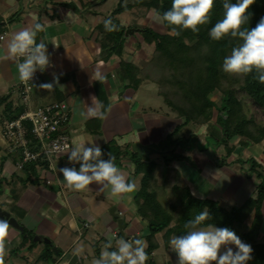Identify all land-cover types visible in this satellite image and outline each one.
Listing matches in <instances>:
<instances>
[{
  "label": "crops",
  "instance_id": "obj_1",
  "mask_svg": "<svg viewBox=\"0 0 264 264\" xmlns=\"http://www.w3.org/2000/svg\"><path fill=\"white\" fill-rule=\"evenodd\" d=\"M117 1L0 0V28L2 29L0 56L5 54L7 41L14 32L37 21L45 25L44 31L38 33L36 39L37 43L41 40L47 43L50 65L44 71H37L38 78L32 84L29 93V105L36 107L64 101L69 114L66 133L69 136L70 146L83 140L88 143L93 142L101 149L106 148L110 151V146L114 145L121 153L115 158L117 167L126 174L130 182L136 184V190L133 193L124 194V197L117 202L108 196L107 190L100 191L95 183L82 191H74L62 183L59 168L72 166L79 169V165L69 163L68 158L66 162H62V156L55 157L49 163L44 162L45 166L35 165L27 173L22 169L18 171L19 169L13 165L18 153L9 150L0 134V210L12 217L22 227V231L25 230L31 236L38 235L48 239L50 247L53 246L52 249L58 253L57 256L47 255L44 247L47 244L34 242L36 244L30 245L29 240L25 238L26 234L11 227L5 239L4 264H21L29 260L32 264H48L49 262L56 264L64 258L63 264H69L72 255L76 257L77 263L81 264L78 255L83 252L77 251L81 245H83V251L89 249L92 256L99 258L108 238L113 240V249L110 250L115 249L118 236L126 240L143 239L146 234V222L136 214L133 200L139 188L141 176V174H134L136 160L151 162L156 159V153L160 154L161 165L163 164V167L169 171L167 177L169 187L171 188L175 181L180 179L190 194L200 199L209 195L208 188L210 189L215 178L223 172L222 163L215 164V161H218L216 155L220 151L222 153L219 147L218 152L216 151L212 156V151L207 148L201 152L185 146L179 148V142L174 147V152L183 158L172 160L167 164L163 163L164 151L158 152L151 149V142L163 140L164 135L170 132L179 120L164 103L169 112H166L162 118L150 107H141L136 94L144 87L150 95L152 90L153 95H159L155 84L142 82L136 89H132L124 86L116 76L120 59L137 64L140 60L149 58L152 45L139 42L138 37L133 38L131 28L127 29V34L123 36L125 42L120 57L115 55L104 57L105 55L100 51L96 27L114 8ZM115 17L122 26L135 22V18H131L129 11H124ZM135 23L140 25L137 21ZM147 48H150V51L145 53L143 49ZM142 52L145 53L143 57ZM19 61L22 62L23 58H19ZM96 71L102 72L103 80H97ZM54 75L58 78L59 84L54 85L52 90L39 87L42 83H51ZM18 81L17 59L0 60V97L5 98L4 102H0V129L1 124L5 122L3 114L7 113L4 109L5 104L9 106V111L21 106L15 88ZM92 96L97 97L99 101L100 97L106 101L103 119L85 120L80 116L85 106H91L90 97ZM168 115H170L169 118ZM187 128L192 127L188 126L182 131L184 137H188L192 132ZM216 136H219L218 131ZM197 142L200 144L199 139ZM133 144L144 147L145 153L139 154L132 151ZM200 145L204 146V144ZM233 152L234 149L225 158V162L229 163L236 159ZM186 154L191 156V162L195 164V167H191L186 162ZM105 158L107 159L108 156ZM155 165L152 169L153 175L156 173V168H159V164ZM150 188L155 192L157 189L162 190L155 177L150 182ZM254 195L255 190L250 197ZM217 197L218 200H209L220 201L219 203L225 208L237 206L244 201L237 203L233 196L225 192H219ZM263 207L264 200L261 206L264 218ZM117 220L121 221L122 227ZM261 232L264 233V220L260 225L259 236ZM161 237V233L157 235L159 245L151 254L154 264H156V251L167 250V240ZM31 242H33L32 239ZM12 255L15 260L13 262L9 261ZM83 258L87 256L83 255ZM168 262L165 261L163 264H169Z\"/></svg>",
  "mask_w": 264,
  "mask_h": 264
},
{
  "label": "trees",
  "instance_id": "obj_2",
  "mask_svg": "<svg viewBox=\"0 0 264 264\" xmlns=\"http://www.w3.org/2000/svg\"><path fill=\"white\" fill-rule=\"evenodd\" d=\"M223 2L224 0H214L213 8L209 13V22L200 25L198 33L183 30L179 36H176L171 33L168 26L161 23L163 32H158L147 26L137 25L134 21L122 26L115 17L124 11H129L131 18H141L148 12H153V9L162 14L170 10L172 0H118L116 6L103 20L111 18L119 30L106 31L102 20L96 27V38L104 57L109 55L120 57L125 42L123 36L127 29L132 28L133 34H138L139 42L152 45V51L146 60H140L137 64L119 60L116 73L118 80L132 89H136L142 82H150L157 86L163 103L179 120L163 140H167L172 146L176 145L185 139L196 137L194 133H189L188 137L182 135L187 125L201 126L205 128L203 135L212 137L215 147L219 146L226 158L234 149V145L229 143L232 137L237 138L236 142L240 148H247L264 140V124L256 125L246 117L236 96L238 91L243 92L264 115V84L253 79L254 74L244 76L222 71L224 58L231 54L233 47L241 43L238 38L230 36L219 41L209 36L210 29L223 18ZM231 2L235 3L236 0ZM246 15L249 19L247 24L242 25V29L247 27L251 30L264 17V0H255ZM211 95H216L217 99L214 101ZM4 99L0 97V102H4ZM100 102L104 107L106 106V101L101 97ZM4 109L7 111L3 114L5 122L17 118L22 112L21 106L9 111V106L5 104ZM210 123L217 125L219 136L209 129ZM23 125L25 136L29 144L33 145L29 124L23 122ZM102 151L104 153L102 159H106L108 153L114 158L121 154L119 150L114 153L105 148ZM167 152H170V159L164 157V164L169 160L183 158L174 152L173 147ZM262 152L264 154V149ZM225 158L221 163L225 162ZM232 162L245 165L242 169L246 177L254 176L258 182L255 185L254 197L246 198L237 206L225 208L218 201L193 197L180 179L171 186V195L165 196V206L162 205L156 197V192L150 188L154 164L151 165L148 161H135L134 174L141 176L133 200L136 214L146 222V234L143 236V240L147 242L146 252L149 255L146 264H154L151 254L158 248V234L161 233L166 240L170 236L186 234L188 229L185 224L205 208L211 218L204 223V226L212 224L218 228H230L242 242L251 246L252 259L248 264H264V242L259 237L262 223L261 206L264 200V165L253 156H248L244 160L235 159L230 163ZM35 165L45 166V163H28L22 167V170L27 173ZM247 220L248 224H245ZM22 234H26L25 238L29 240L30 245L36 244L31 242V235L29 236L25 230ZM44 247L46 254L52 255L49 251L50 245Z\"/></svg>",
  "mask_w": 264,
  "mask_h": 264
},
{
  "label": "clouds",
  "instance_id": "obj_3",
  "mask_svg": "<svg viewBox=\"0 0 264 264\" xmlns=\"http://www.w3.org/2000/svg\"><path fill=\"white\" fill-rule=\"evenodd\" d=\"M255 0H231L223 2V18L210 29L211 39L219 41L226 36L238 38L241 43L231 50V54L224 58L222 71L227 74L249 75L264 84V17L257 25L249 30L242 29L247 24L248 9ZM214 5V0H172L171 8L164 13L153 9L154 19L170 28L173 35L179 36L183 30L199 32V26L209 22V13ZM103 24L108 32L118 31V26L111 18L104 19ZM45 25L34 22L30 26L14 32L7 41L6 52L0 60L17 59L18 78L22 82L32 81L34 74L44 71L50 65V56L47 52V43L41 40L37 43L38 33L44 31ZM19 58H23L20 62ZM97 80H103L102 72L96 71ZM59 80L54 75L51 83H42L41 89L52 90L58 85ZM91 106H85L80 116L103 119L104 105L95 96L90 97ZM68 161L78 164L76 167H62L58 169L62 176V183L74 191H82L95 183L100 191L107 190L108 196L117 202L124 194L136 190L135 182H130L124 172L117 167L115 158L108 154V159L97 144L81 140L72 146H65ZM195 195V193H193ZM130 200L131 197L129 196ZM208 210L205 208L189 220L185 227L186 234L173 236L170 239L171 250L177 256V264H248L252 259V248L244 243L230 228H218L212 224L204 223L210 220ZM11 225L7 219H0V264H4L6 253L5 239L9 235ZM234 246V249H233ZM147 242L143 239H123L116 241L113 249V240L108 238L103 246L99 258L93 264H146L149 255L146 252ZM83 245L77 251L83 252Z\"/></svg>",
  "mask_w": 264,
  "mask_h": 264
},
{
  "label": "rangeland",
  "instance_id": "obj_4",
  "mask_svg": "<svg viewBox=\"0 0 264 264\" xmlns=\"http://www.w3.org/2000/svg\"><path fill=\"white\" fill-rule=\"evenodd\" d=\"M116 6V4L114 5ZM155 14H153V12H148L146 14L145 17H141V18H135V22L137 21L138 24L142 25V26H147L150 27L151 29L157 30L158 32H163V29L160 25V23H158L155 19ZM127 19V18H126ZM125 20V18H124ZM133 38L138 37L137 33H134ZM137 39V38H136ZM143 51L145 53H148L150 51V48L147 49H143ZM144 52L141 53V56H144ZM153 90L151 91V95L149 94V91L147 89H145L144 87H142L138 93L136 94V98L139 99L140 103H141V107L142 108H148L150 107V109L154 110L160 118L164 117V114L166 112H169L168 108L163 104L162 99L160 98V96L158 94L153 95ZM237 98L239 99L244 114L246 117L250 118L254 124L256 125H263L264 124V115L261 112V110L258 108L257 105H255L250 99L249 97H247L243 92L238 91L237 92ZM214 101L217 99L216 95H211L210 96ZM170 117V115H168V118ZM188 127V125L186 126ZM185 127V128H186ZM192 128H187L190 129V131H192L191 133H194L196 135L195 138H190L183 140L182 142L179 143V148H183V146H185L186 148H192V150L195 151H199L201 152L203 149L207 150H211L212 151V156L214 155V153H216V151L218 152V147H215V143L213 142V138L212 137H207L205 135H203V132H205V128L203 127H193V126H189ZM209 129H211V131H213L214 133L217 132L218 127L217 125L210 123L209 125ZM171 131V130H170ZM167 134L164 135V137ZM199 139L200 144H204V146H201L197 140ZM237 138L236 137H232L230 139L231 144L234 145V158L236 159H246L248 156H253L254 158H256V160L261 163L262 165H264V154H263V149H264V140H262L259 144L247 147V148H240L236 142ZM176 145H171L167 140H161V141H152L151 142V149L154 151H158L161 152L164 150V156L167 159H170V152H167L168 150H171L172 147L174 148ZM111 151H113L114 153L116 152L117 148L114 145L110 146ZM221 149V148H220ZM222 150V149H221ZM220 151V150H219ZM163 154V153H162ZM62 156L61 161L62 162H66L67 161V154H62L60 155ZM60 156H55V157H60ZM187 157L186 162L191 166V167H195V164H193L191 162V156L189 154L185 155ZM54 156L50 157V161L53 160L55 158ZM156 159H153V157H149L150 159H153V161H151V165L152 164H156L155 166H158L157 164H159V168H156V173L155 175L154 172L151 173V178H156V180L158 181V185L160 188H162V190L157 189L156 190V197L158 199V201H160V203L162 205L165 206V199H166V195H171V189L169 187V179L167 178L169 175V171L167 170L166 167H163V164L161 165L160 160H161V155L157 154L155 155ZM216 158L218 161H215L216 165H219L220 162L222 161V159L225 158L224 154L220 153L216 155ZM178 160V159H175ZM172 160H169V162H171ZM247 165V164H246ZM222 173L221 175H218L217 178H215L216 180L211 184L210 189L208 188V196L206 198L208 199H213V200H218L217 195L219 194V192H225L227 193L229 196H233L236 200L237 203L242 202L243 200H245L246 198L252 196V193L255 190V185L258 182L257 179L254 178V176L252 177H246V173L243 171L245 167V165H240V163L237 162H232V163H228V162H224L222 163ZM162 167V168H161ZM18 171H21L20 169ZM160 180V181H159ZM155 181V180H154ZM220 202V201H218ZM264 210V207H263ZM263 218V216H262ZM264 220V218H263ZM262 220V221H263ZM245 224H248V220L245 222ZM119 231V230H118ZM120 232V231H119ZM262 234L259 236L261 241L264 242V233L261 232ZM30 236V233L28 234ZM33 235L31 236L32 239ZM162 237L164 238V236L162 235ZM161 237V238H162ZM173 236H170L167 240L166 243V251L163 252V250H157L160 251V253H157L156 251V256H155V262L156 264H163L165 261H169V264H177V256L175 254L174 251L171 250V245H170V239ZM117 239V238H116ZM118 239H120V236H118ZM117 239V240H118ZM165 239V238H164ZM53 246L49 248V251H51L53 256H57L58 253H56L53 249ZM54 253H53V252ZM163 253H162V252ZM160 254V255H159ZM83 255L87 258H83ZM79 259L81 264H93V261L95 259H97V257L92 256L90 250H86L83 251V253H79ZM65 260V258L62 261L57 262L56 264H63V261ZM9 261H15L13 259V255L9 258ZM17 263H19L18 258H16ZM21 264H32V261H23L21 262ZM50 264V262L48 263Z\"/></svg>",
  "mask_w": 264,
  "mask_h": 264
},
{
  "label": "built area",
  "instance_id": "obj_5",
  "mask_svg": "<svg viewBox=\"0 0 264 264\" xmlns=\"http://www.w3.org/2000/svg\"><path fill=\"white\" fill-rule=\"evenodd\" d=\"M37 78L38 72L34 74L32 81L22 82L19 79L15 88L22 112L17 118L1 124V137L10 151L18 153L13 163L16 169H22L28 163H49L51 156L64 154L65 146H70L69 136L66 133L69 124L67 104L64 101H57L36 107L29 105V93ZM23 122H27L30 126L33 145L29 144L25 136Z\"/></svg>",
  "mask_w": 264,
  "mask_h": 264
},
{
  "label": "water",
  "instance_id": "obj_6",
  "mask_svg": "<svg viewBox=\"0 0 264 264\" xmlns=\"http://www.w3.org/2000/svg\"><path fill=\"white\" fill-rule=\"evenodd\" d=\"M127 32L128 31L124 32V36L127 34ZM131 149H132V151H134L136 153H139V154L145 153V148L140 146L139 144H133ZM68 167H72V166H68ZM0 219H7L9 221V224L11 225V227L13 229H15L18 232L22 231V227L20 225H18L17 222L12 217H9L8 214L5 211L0 210ZM117 223L119 224V226H121V221L120 220H117ZM120 232H121V230H120ZM32 241L33 242H38V243H45V244L49 243L48 239H46L44 237H41V236H38V235H34L32 237ZM69 264H78L77 261H76V257L74 255H72L70 257Z\"/></svg>",
  "mask_w": 264,
  "mask_h": 264
}]
</instances>
